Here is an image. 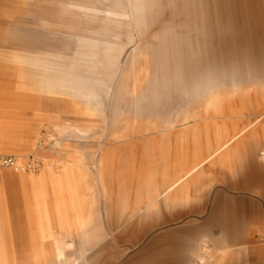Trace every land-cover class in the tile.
Instances as JSON below:
<instances>
[{
    "label": "rangeland",
    "instance_id": "obj_1",
    "mask_svg": "<svg viewBox=\"0 0 264 264\" xmlns=\"http://www.w3.org/2000/svg\"><path fill=\"white\" fill-rule=\"evenodd\" d=\"M263 107L264 0H0V153L42 160L0 175V264H90L96 234L113 248L93 264H140L154 237L158 264H261L264 237L202 233L260 202L234 182L257 142L264 173V123L161 194Z\"/></svg>",
    "mask_w": 264,
    "mask_h": 264
},
{
    "label": "crops",
    "instance_id": "obj_2",
    "mask_svg": "<svg viewBox=\"0 0 264 264\" xmlns=\"http://www.w3.org/2000/svg\"><path fill=\"white\" fill-rule=\"evenodd\" d=\"M228 113L229 114H227V115H229V117H230L231 113L230 112H228ZM253 115H255V117L254 118L252 117V121H242L241 119H237V118L235 119L234 118L233 121H231V122H225L224 124L236 125L237 129L234 130L231 134H229L228 137L223 142V144H221L216 150L211 152L209 154V156H207L201 162L194 165L191 169H189L184 174H182L174 182L167 185V187L162 192L161 196H164L167 193L173 192L178 186H180L182 183H184L191 176H194L203 166H205L210 161L214 160L217 156L222 155V157H224L227 154H229L233 151L235 152L237 149H240L241 145L245 143L247 138L252 134V132L256 129V127L258 125H261L262 123H264V107L259 109V110L256 109V111L253 112ZM259 116H261V117H259ZM240 125H242V126L239 127ZM260 144H259V142H257L256 144L250 145L249 147L245 148L244 151H247V154H249V155H245V157H244L245 158V167L242 170V171H245V172H243L245 175V178L243 179L244 182H243V180L234 182V186L236 188L240 187V188L251 189V188H253V186H256V185L260 186L261 187L260 190L256 192L259 195L260 202H256L255 204H253L252 209L250 211V217H248V218L245 217V220H242L241 218L236 217L235 221H233V220L228 221L227 217L225 215L221 218L218 217V220H217V218H214L213 215L211 216V218L206 222V225L203 227L204 229H203V233H202V238H206L210 242H213L214 243L213 247L216 248L217 250L220 249L222 246H221V244H219L220 242L218 240H216L217 239L216 237L221 235L222 232L223 233L225 232V229H227L226 223H228L230 225L229 229L231 231V234L233 233V235H234V237L232 238L234 241L235 240L239 241L241 239H243V241H245V240L247 241L248 236L253 234V236L250 237V239H249V241H247V243L258 244L259 242H261V239L264 237V173L260 170L261 167L256 163V160H255L256 152H257L258 148L261 147ZM254 152H255V154H254ZM261 155L264 158V150H262ZM138 214H139L138 210L137 211L131 210L129 212V214H127L126 216H122V217H119L117 219H114L112 217H110L109 219H104L102 222V226L105 228L108 227L111 230H114V228L118 227V226L124 227L127 224V222H129L131 217H135ZM181 215H184V214L181 213ZM142 218L137 220V224L138 223L140 225L143 224V225H141L142 228L140 229V233H139L140 237L145 232L150 233L151 231H153L157 227V226H155L156 225L155 222L150 223V220L146 221L147 219L145 218V221H144L145 223H144L142 221ZM222 219H223V222H222ZM159 220H161V219L159 218L158 221ZM163 220H166L165 223L172 221V219H169V218L167 219L166 217L163 218ZM247 222H249L250 228H247L248 232L245 235V232L242 233L243 232L242 228H244L245 225H247ZM88 224L90 225L89 221L83 222L81 224V228L84 229L83 232L85 234L88 232L86 230V228L89 226ZM143 227H144V229H143ZM240 234L243 236L245 235V237L242 238L240 236ZM96 235H98V237L95 236L96 240H93V241H95L93 248L86 249L85 245H82V247L80 248L81 253H82V255H81L82 259L87 258V256L89 255V253L91 251H96V255H92V257L89 258L90 264L94 263V258H96L97 256H101L103 254L108 253L113 248L111 242H110V244H104L106 242L105 240H107V239L101 240L99 234H96ZM120 237H121V234L119 236H117V239H120ZM154 238H153L151 244H149L148 246L140 247V249H139L140 264H158V262L156 261L154 256L147 255L150 253V249L153 246V244L155 243L154 241L156 240V238L155 239ZM233 240H231V241H233ZM253 247H254L253 248L254 251L257 250L259 252V263L264 264V246L255 245ZM14 251L16 253V251H17L16 246H14ZM248 251L251 253V248H248ZM241 253H243V251ZM16 255H17V253H16ZM78 260H80V259H76L72 263L67 261V264H79Z\"/></svg>",
    "mask_w": 264,
    "mask_h": 264
},
{
    "label": "built area",
    "instance_id": "obj_3",
    "mask_svg": "<svg viewBox=\"0 0 264 264\" xmlns=\"http://www.w3.org/2000/svg\"><path fill=\"white\" fill-rule=\"evenodd\" d=\"M44 140H39L38 147L43 146ZM42 160L38 155H32L25 162L20 161L15 156L4 155L0 153V175L6 171L11 170L16 173L37 172L40 170Z\"/></svg>",
    "mask_w": 264,
    "mask_h": 264
}]
</instances>
